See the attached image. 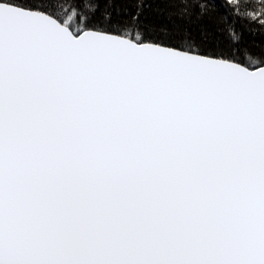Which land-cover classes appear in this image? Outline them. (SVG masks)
I'll return each mask as SVG.
<instances>
[{
  "label": "snow or ice",
  "instance_id": "1",
  "mask_svg": "<svg viewBox=\"0 0 264 264\" xmlns=\"http://www.w3.org/2000/svg\"><path fill=\"white\" fill-rule=\"evenodd\" d=\"M170 3L0 0V264H264V36Z\"/></svg>",
  "mask_w": 264,
  "mask_h": 264
},
{
  "label": "trees",
  "instance_id": "2",
  "mask_svg": "<svg viewBox=\"0 0 264 264\" xmlns=\"http://www.w3.org/2000/svg\"><path fill=\"white\" fill-rule=\"evenodd\" d=\"M57 6L56 10L61 9L59 5L65 4L68 0H52ZM150 7L146 9V16L149 22L163 23L161 13L174 11L170 0H148ZM222 5L224 14L231 17L229 23L234 24L237 31L243 29L249 39H254L259 43L264 36V25L261 21L264 20V0H214ZM119 4L117 7H122ZM114 18L119 19L114 13Z\"/></svg>",
  "mask_w": 264,
  "mask_h": 264
}]
</instances>
